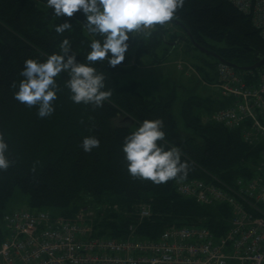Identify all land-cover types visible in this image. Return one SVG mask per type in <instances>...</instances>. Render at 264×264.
Segmentation results:
<instances>
[{"label":"trees","instance_id":"16d2710c","mask_svg":"<svg viewBox=\"0 0 264 264\" xmlns=\"http://www.w3.org/2000/svg\"><path fill=\"white\" fill-rule=\"evenodd\" d=\"M173 18L190 31L194 41L232 63L248 65L255 55L264 56L258 30L229 0H185ZM65 20L72 27L58 35L54 26ZM85 20L82 12L71 18L56 17L46 0H0V133L8 144L6 156L14 161L0 171V218L6 199L18 187L35 210H57L67 217L82 208L93 210L95 232L115 239L128 237L131 224H136L135 236L141 239H155L170 225H201L219 236L230 216L226 204L200 205L185 198L176 192L177 180L157 185L133 179L123 159V138L143 120L156 118L163 120L166 137L159 143L179 148L181 160L188 162L187 178L182 181L199 179L231 186L237 177L251 175L258 158L259 146L247 145L238 129L204 119L222 103L214 106L210 97L190 95L179 105V123L173 113V95L148 97L138 91L135 81L119 83L118 73L132 52L136 62L140 53L157 43L168 44L165 31L174 34L166 25H157L147 41L142 36L130 37L125 59L118 66L110 67L107 61L93 64L105 77L104 90H112L101 107L73 103L64 86L66 74L56 78L61 90L49 117L39 118L36 107L28 108L14 99L23 79L24 61H43L58 53L64 38L69 39L77 62L87 63L92 39L102 37L88 34ZM213 60L210 65L215 66ZM13 82L17 88L11 87ZM85 136L99 139V147L85 152L81 147ZM138 204L150 207V216L141 222L136 220ZM3 237L0 231V241Z\"/></svg>","mask_w":264,"mask_h":264},{"label":"built area","instance_id":"2783aa9c","mask_svg":"<svg viewBox=\"0 0 264 264\" xmlns=\"http://www.w3.org/2000/svg\"><path fill=\"white\" fill-rule=\"evenodd\" d=\"M233 6L264 40V0H236ZM215 76L223 105L204 119L238 129L247 145L259 146L258 158L251 175L231 186L191 179L177 181L175 189L200 205L226 204L230 216L222 234L201 225H170L155 239H141L131 224L128 237L115 239L95 232L93 210L67 217L22 208L2 217L0 264H264V68L246 75L217 63ZM149 216V205L138 204L137 222Z\"/></svg>","mask_w":264,"mask_h":264},{"label":"clouds","instance_id":"9594fccd","mask_svg":"<svg viewBox=\"0 0 264 264\" xmlns=\"http://www.w3.org/2000/svg\"><path fill=\"white\" fill-rule=\"evenodd\" d=\"M185 0H46L56 17H73L82 12L86 20L83 27L92 36L90 51L85 55L87 63H78L71 51L70 41L64 38L59 52L52 53L43 61L26 59L20 75L18 90L14 99L28 108L36 107L37 116L46 118L54 111V101L60 87L56 78L66 74L64 86L70 92L75 104L103 106L109 100L112 90L105 89V77L93 66L96 62L107 61L116 67L125 59L130 37L142 36L145 41L152 36L157 25L163 26L183 8ZM72 27L65 22L55 25L60 35ZM17 88L16 82L11 85ZM164 122L161 118L145 119L130 134L123 138L121 146L128 174L133 179L165 184L170 180L182 181L187 178L188 162L182 161V151L177 147L165 148ZM99 139L85 136L81 147L85 152L98 148ZM8 144L0 133V171H6L14 161L6 152Z\"/></svg>","mask_w":264,"mask_h":264},{"label":"rangeland","instance_id":"374dc122","mask_svg":"<svg viewBox=\"0 0 264 264\" xmlns=\"http://www.w3.org/2000/svg\"><path fill=\"white\" fill-rule=\"evenodd\" d=\"M165 25L173 31L174 35L166 30L164 38L170 42H175L176 39L178 41L173 46L161 41L154 48L140 53L136 62L134 61L136 57L132 52L126 59V64L121 67L123 70L118 73V79L121 84L135 81L138 91L148 97L173 95L175 99L173 113L180 123L179 105L182 100L193 95L201 98L211 97L213 100L220 101L221 95L214 85H209L215 77V66L210 65L214 64V58L192 47L182 30L171 26L169 22ZM153 59L161 60L149 63ZM179 61L182 62L180 69L177 67ZM22 208H30L29 197L20 188L15 187L1 211L5 214ZM50 213L53 216L59 214L57 210H50ZM0 231L5 235L2 217L0 218Z\"/></svg>","mask_w":264,"mask_h":264},{"label":"water","instance_id":"95a60500","mask_svg":"<svg viewBox=\"0 0 264 264\" xmlns=\"http://www.w3.org/2000/svg\"><path fill=\"white\" fill-rule=\"evenodd\" d=\"M169 23L174 24L176 26H179L184 31L185 36L189 39L192 46L194 48H196L199 52L214 58L216 61H218L222 64L228 65V66H230V67H232L238 71H252V70H256V69L264 66V56H262V55H255L253 57L252 63L248 64V65H237L235 63H232V62L224 59L220 55H218L216 52L209 50V49L201 46L200 44H198L196 41H194L190 31L187 28H185V26L180 21H178L177 19L173 18L171 21H169ZM175 43H176V41L169 43V45L173 46Z\"/></svg>","mask_w":264,"mask_h":264},{"label":"bare ground","instance_id":"6f19581e","mask_svg":"<svg viewBox=\"0 0 264 264\" xmlns=\"http://www.w3.org/2000/svg\"><path fill=\"white\" fill-rule=\"evenodd\" d=\"M232 4L236 1V0H229Z\"/></svg>","mask_w":264,"mask_h":264},{"label":"flooded vegetation","instance_id":"af4514ba","mask_svg":"<svg viewBox=\"0 0 264 264\" xmlns=\"http://www.w3.org/2000/svg\"><path fill=\"white\" fill-rule=\"evenodd\" d=\"M168 42H170V41H168Z\"/></svg>","mask_w":264,"mask_h":264},{"label":"crops","instance_id":"0c3cea01","mask_svg":"<svg viewBox=\"0 0 264 264\" xmlns=\"http://www.w3.org/2000/svg\"><path fill=\"white\" fill-rule=\"evenodd\" d=\"M211 98V97H210Z\"/></svg>","mask_w":264,"mask_h":264}]
</instances>
